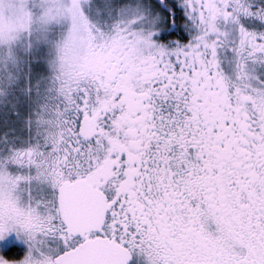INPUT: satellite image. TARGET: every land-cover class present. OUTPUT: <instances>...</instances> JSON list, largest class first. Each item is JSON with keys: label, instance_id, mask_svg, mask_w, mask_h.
<instances>
[{"label": "snow or ice", "instance_id": "6c2138e0", "mask_svg": "<svg viewBox=\"0 0 264 264\" xmlns=\"http://www.w3.org/2000/svg\"><path fill=\"white\" fill-rule=\"evenodd\" d=\"M0 264H264V0H0Z\"/></svg>", "mask_w": 264, "mask_h": 264}]
</instances>
